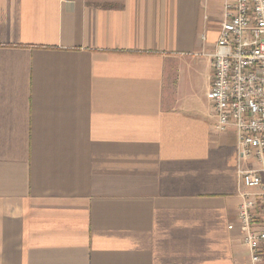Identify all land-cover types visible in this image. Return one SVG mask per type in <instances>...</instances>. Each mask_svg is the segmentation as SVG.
Instances as JSON below:
<instances>
[{"label":"crops","instance_id":"obj_1","mask_svg":"<svg viewBox=\"0 0 264 264\" xmlns=\"http://www.w3.org/2000/svg\"><path fill=\"white\" fill-rule=\"evenodd\" d=\"M228 1L0 0V264H251Z\"/></svg>","mask_w":264,"mask_h":264},{"label":"built area","instance_id":"obj_2","mask_svg":"<svg viewBox=\"0 0 264 264\" xmlns=\"http://www.w3.org/2000/svg\"><path fill=\"white\" fill-rule=\"evenodd\" d=\"M214 51L208 99L216 129L233 128L238 171L252 191L241 194L238 223L251 264H264V0H229Z\"/></svg>","mask_w":264,"mask_h":264}]
</instances>
